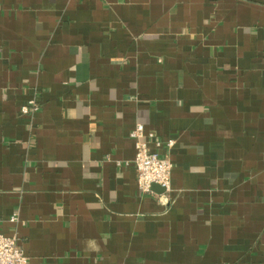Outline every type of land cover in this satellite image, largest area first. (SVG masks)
Segmentation results:
<instances>
[{
    "label": "crops",
    "instance_id": "obj_1",
    "mask_svg": "<svg viewBox=\"0 0 264 264\" xmlns=\"http://www.w3.org/2000/svg\"><path fill=\"white\" fill-rule=\"evenodd\" d=\"M0 232L28 264H264V0H0Z\"/></svg>",
    "mask_w": 264,
    "mask_h": 264
},
{
    "label": "built area",
    "instance_id": "obj_2",
    "mask_svg": "<svg viewBox=\"0 0 264 264\" xmlns=\"http://www.w3.org/2000/svg\"><path fill=\"white\" fill-rule=\"evenodd\" d=\"M23 111L29 112L30 107H24ZM144 130V125L139 123L131 132L136 146L134 164L137 170L138 186L144 193H155L153 185L157 184L164 188L163 195L171 186L173 163L169 158L161 156L149 147L147 140L144 139ZM168 144L171 146L172 141ZM10 221L17 222V217L12 216ZM19 241L17 234L7 236L0 232V264H28V257Z\"/></svg>",
    "mask_w": 264,
    "mask_h": 264
},
{
    "label": "water",
    "instance_id": "obj_3",
    "mask_svg": "<svg viewBox=\"0 0 264 264\" xmlns=\"http://www.w3.org/2000/svg\"><path fill=\"white\" fill-rule=\"evenodd\" d=\"M153 189L156 191V192H159V193H162L164 191V188L158 186L157 184H154L153 185Z\"/></svg>",
    "mask_w": 264,
    "mask_h": 264
}]
</instances>
